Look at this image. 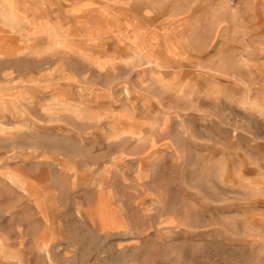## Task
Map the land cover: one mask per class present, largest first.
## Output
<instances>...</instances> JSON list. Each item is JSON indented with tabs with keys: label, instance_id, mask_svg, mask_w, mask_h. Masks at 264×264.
Segmentation results:
<instances>
[{
	"label": "rangeland",
	"instance_id": "1",
	"mask_svg": "<svg viewBox=\"0 0 264 264\" xmlns=\"http://www.w3.org/2000/svg\"><path fill=\"white\" fill-rule=\"evenodd\" d=\"M0 264H264V0H0Z\"/></svg>",
	"mask_w": 264,
	"mask_h": 264
}]
</instances>
